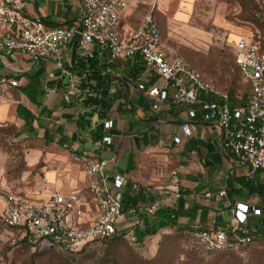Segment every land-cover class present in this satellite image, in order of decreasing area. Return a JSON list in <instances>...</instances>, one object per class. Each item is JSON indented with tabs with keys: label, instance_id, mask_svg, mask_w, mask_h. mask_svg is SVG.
Wrapping results in <instances>:
<instances>
[{
	"label": "built area",
	"instance_id": "obj_1",
	"mask_svg": "<svg viewBox=\"0 0 264 264\" xmlns=\"http://www.w3.org/2000/svg\"><path fill=\"white\" fill-rule=\"evenodd\" d=\"M83 14L78 23L49 27L40 14L27 13L26 0H0V57L6 53H22L35 61L54 62L62 76H68V93L79 94L76 75L66 64L65 49L72 47L82 58L93 57L95 50L108 53L111 62L122 58L141 56L146 71L157 75L162 83L138 87L159 102L171 101L187 113L182 123L185 136L193 134V121L201 112L220 130L224 148L239 163L246 164L249 175H264V29L250 24L248 32L238 35L232 44L234 62L244 83L249 86L247 96L234 97L208 80L183 56L164 47L161 28L149 12L137 30L124 32L120 27L128 0H81ZM257 15L264 22V0ZM129 81H135L129 79ZM20 85L17 76L0 73V93ZM113 120L105 121V129L113 127ZM104 141H106L104 139ZM175 143L181 138L175 137ZM83 164L88 179L87 193L50 190L43 197L41 190L19 194L14 185L0 182V200L4 210L0 224L16 229L18 237L11 243L15 247L31 244L33 248L52 246L76 251L97 239L126 234L136 240L134 228L121 225L125 215L120 192L127 185V176L108 173L109 161L104 158L75 155ZM165 189L145 192L144 204L139 208L155 216L163 202L170 201L176 208L184 195L182 174L171 170L164 176ZM226 189L217 194L206 193V198L221 201ZM261 215V208L247 203H237L229 221L210 229H194L188 234L189 243L202 254L224 250H239L252 241L249 216Z\"/></svg>",
	"mask_w": 264,
	"mask_h": 264
},
{
	"label": "crops",
	"instance_id": "obj_2",
	"mask_svg": "<svg viewBox=\"0 0 264 264\" xmlns=\"http://www.w3.org/2000/svg\"><path fill=\"white\" fill-rule=\"evenodd\" d=\"M26 1L27 13L42 15L51 28L78 23L83 14L81 0ZM161 1L165 0H128L120 20L121 29L137 30L143 18ZM74 54V48L65 49L69 69ZM100 56L111 62L108 53L101 52ZM112 63L110 70L116 79L110 91L108 120H113L114 125L106 130V141L94 142L85 136L82 143L76 128L82 108L74 105L77 95L68 93L70 78L62 76L54 62L35 61L22 53H6L0 57V73L17 76L20 82L19 86L0 93V182L13 184L14 190L23 195L26 191L41 190L42 199L53 189L87 193L88 179L83 164L74 160L75 155L85 154L107 159L109 174L121 172L127 176V185L119 197L135 204L138 210L125 212L121 221L124 228L135 229L137 225L148 228L158 223L156 215L140 212L139 208L144 204L146 191H157L162 196L159 190L166 187L164 176L175 169L182 174L184 190L183 197L175 202V209L184 213L197 208L194 229H210L229 221L240 202L264 208V197L254 190L256 184L264 186V175H249L248 166L239 163L224 148L221 132L213 122L200 112L193 121V134L185 136L181 125L188 118L186 111L171 101L159 102V109L155 110V99L138 87L140 81L150 86L162 80L149 74L145 67L135 81H129L132 70L128 58ZM75 75L79 86L80 77ZM28 76L41 82L38 104L23 92L29 83ZM19 105L35 115L31 125H26L18 115ZM97 121L94 117L93 124ZM175 137L181 138V142L175 143ZM4 141L25 147L28 169L13 170ZM221 189L227 190L223 200L206 198V193L217 194ZM171 204L163 202L161 208ZM3 210L4 202L0 200V214ZM257 217L250 214L249 221H256ZM179 221L187 224L189 217L182 216Z\"/></svg>",
	"mask_w": 264,
	"mask_h": 264
},
{
	"label": "rangeland",
	"instance_id": "obj_3",
	"mask_svg": "<svg viewBox=\"0 0 264 264\" xmlns=\"http://www.w3.org/2000/svg\"><path fill=\"white\" fill-rule=\"evenodd\" d=\"M263 0H165L151 10L162 31L165 47L183 56L208 80L221 89L243 95L247 85L234 63L232 44L238 35L248 32L250 12ZM13 170L28 169L25 147L4 141ZM145 226H143L144 228ZM165 234L166 237H162ZM16 229L0 225V264H74L86 256L107 257V243H91L67 252L60 249L35 250L28 246L14 247ZM188 234L174 236L169 230L148 236L143 244H134L129 237L119 243V251L135 250L145 259H153L162 249L161 264H264V240H256L239 250L202 254L191 249Z\"/></svg>",
	"mask_w": 264,
	"mask_h": 264
},
{
	"label": "trees",
	"instance_id": "obj_4",
	"mask_svg": "<svg viewBox=\"0 0 264 264\" xmlns=\"http://www.w3.org/2000/svg\"><path fill=\"white\" fill-rule=\"evenodd\" d=\"M254 9V11L250 12L249 20L251 22L249 23L257 25L261 29H264L263 19L257 15L260 7L255 6ZM100 53V50L97 49L95 50L93 57L80 58L75 51L73 61L70 66L71 71L80 77V92L75 98L76 101L74 102V105H76L77 107L80 106L82 108V110L79 111L76 121L78 138L82 143L85 142L83 139L85 136L90 138L94 142H99L103 141L106 135L105 121L109 116V110L111 106L110 91L113 81L116 79V75H114L110 70L113 66V63L103 60L100 56ZM128 60L132 70V74L130 75V77L131 79L136 80L140 73L145 69V62L141 56L128 58ZM28 78L29 83L25 87H23V92L30 98L31 102H33L34 104H38L39 102L37 99V94L42 88L41 82L34 76H28ZM228 92L233 97L236 95V93L232 90H229ZM248 93L249 86H247V91L243 95L247 96ZM18 115L25 120L26 125H31L36 118L33 112L23 105H19ZM94 117H97L98 119L95 124H93ZM255 187L256 188L254 190L257 189L264 197V186L260 184L257 187L256 184ZM123 205L125 212L131 209L138 210V208H136V205L131 204L130 202L123 201ZM196 212L197 208H193L191 212L188 211L184 213H180L178 212V210L170 206L160 208L155 214L158 219V223L155 226L148 228H141L139 225H137L134 229L136 240L132 241L134 244H143L148 236L156 235L159 231L162 230H169L174 236H182L184 232L189 234L195 228H193V224L196 220ZM182 216L189 217V222L187 224H183L179 221ZM249 227L254 229V231L251 232L253 238L249 244H252L256 240H264L263 207L261 208V215L257 217L256 221L250 222ZM166 235L167 234L162 237L164 238L166 237ZM125 237L129 236H127L126 234L114 235L112 237L100 238L95 240L94 242H91L107 243V257L97 260L96 255L93 254L92 256H86L85 258L75 262L74 264H161L162 262H164L165 253L163 249L159 251V254L153 259H145L131 248H127L124 251H119V243L122 240H125ZM22 242L23 241H20L19 243L21 245L17 247H21L24 245L35 250H40L39 248H33V245L31 244H24ZM49 249H60L63 251L72 252L71 250L61 249L55 246L46 248L45 250ZM191 249L199 252L192 247Z\"/></svg>",
	"mask_w": 264,
	"mask_h": 264
}]
</instances>
